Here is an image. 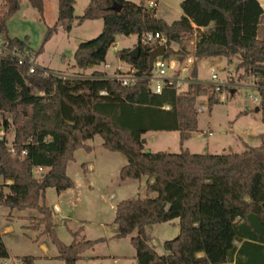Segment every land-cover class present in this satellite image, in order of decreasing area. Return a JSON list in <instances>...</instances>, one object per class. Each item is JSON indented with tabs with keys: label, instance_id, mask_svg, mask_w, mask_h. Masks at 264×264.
I'll use <instances>...</instances> for the list:
<instances>
[{
	"label": "trees",
	"instance_id": "obj_1",
	"mask_svg": "<svg viewBox=\"0 0 264 264\" xmlns=\"http://www.w3.org/2000/svg\"><path fill=\"white\" fill-rule=\"evenodd\" d=\"M3 1L0 36L29 50L26 41L10 37L7 27L22 0ZM29 1L43 14L45 0ZM57 1L58 22L46 40L58 26L69 32L75 20L103 21L96 39L78 45V68L103 64L117 35H135L139 57L131 59L130 50L117 56L146 78L152 50L142 46L141 36L158 33L166 40V59L224 57L231 62L240 56L237 69L258 78L264 119V9L258 0H183L182 16L172 24L156 17V7H147L149 0H92L80 17L74 15L75 0ZM193 34L197 40L190 53L185 42ZM28 68L10 59L0 61V126L5 137L13 134L10 144L0 138V207L36 211L40 217L30 218L27 228L40 231L38 239L47 236L64 264H77L99 241L80 239L77 232L71 245H64L45 194L55 189L60 195L75 187L68 165L77 151H91L86 142L96 136L105 150L126 157L121 181H154L147 185L145 198L124 201L115 209L116 238H130L137 264H264V136L259 146L246 145L235 154L147 152V133L178 132L182 145L197 132L198 100L208 97L209 108L218 103L215 88L197 80L196 65L186 91L167 85L159 95L151 92L146 79L123 87L101 71L64 80L45 68L50 72L46 77L29 74ZM176 219L179 235L165 242V254L157 253L147 229ZM9 258L0 230V260ZM20 260L35 263L30 256Z\"/></svg>",
	"mask_w": 264,
	"mask_h": 264
},
{
	"label": "rangeland",
	"instance_id": "obj_2",
	"mask_svg": "<svg viewBox=\"0 0 264 264\" xmlns=\"http://www.w3.org/2000/svg\"><path fill=\"white\" fill-rule=\"evenodd\" d=\"M91 1L76 0L75 17L82 16ZM182 1L159 0L155 6L156 17L168 24L178 21L182 16L180 7ZM258 1L264 9V0ZM47 6L45 13L39 14L29 0H22L20 10L7 25L13 37L27 42L35 66L45 68L54 74L63 73L66 76H62H68L67 79L85 78L93 71H101L108 77L126 73L129 64L121 61L117 54L124 50H134L138 44L137 36L117 35L116 42L109 49L103 64L79 71L74 59L75 51L80 43L94 40L102 33L103 21L93 20L78 24L75 20L69 32L58 26L57 31L51 33L46 40L48 31L58 22V2L51 1ZM2 7L4 1L0 0V8ZM196 39V34L186 37L185 45L190 53L195 50ZM217 58L197 59L195 64L200 82H210V72L213 68L228 84L218 92V103L213 104L208 112L198 113L197 131L202 135L198 138L192 136L187 144L181 145L178 132H158L155 139L154 133H147L144 138L151 152L180 153L182 148L188 147L196 154H235L244 152L246 145L252 147L260 145V135H264V119L263 112L256 111L259 106L253 105L250 98L255 94V91L249 88L252 78L243 70L237 69L241 62L240 56L231 58V62L224 57ZM105 65H109V68ZM186 87L185 85L184 89ZM233 90L236 91L234 94ZM207 101L208 97L200 98L197 108L199 102ZM0 132L4 135L1 126ZM5 138L10 144L13 134L6 135ZM86 145L91 151L84 149L77 151L75 160L67 168V174L75 183V187L60 195L55 189H48L45 194L44 203L53 212L57 237L64 245L69 246L74 240L72 234L81 232L80 239L99 241L88 254L107 256L122 253L126 260H120L119 264H136L131 258L136 257V251L130 238L114 239L109 237L110 234L106 236L104 232L114 226L115 209L118 204L146 197L145 182L121 181L120 170L127 164V159L120 153L105 150L103 140L99 136L87 141ZM205 148L208 149L207 152L204 151ZM89 165L93 166L92 170H89ZM1 184H4V181L0 177ZM4 191L7 192L6 189ZM111 195L113 197L109 198ZM55 205H59L61 209L59 214L55 213ZM39 217L40 215L33 210L11 211L0 207V228L5 230L8 225L12 227V231L4 235V243L9 253L17 260L33 257L34 264H64L58 259L57 248L47 236L38 239L40 231L27 228L30 225V218ZM179 232L177 219L153 225L147 229L148 242L157 253L163 254L165 242L175 239ZM153 241L158 245L153 246ZM43 246L47 247L48 252H45ZM105 262L103 264H115L110 259ZM0 264H3L1 260Z\"/></svg>",
	"mask_w": 264,
	"mask_h": 264
},
{
	"label": "built area",
	"instance_id": "obj_3",
	"mask_svg": "<svg viewBox=\"0 0 264 264\" xmlns=\"http://www.w3.org/2000/svg\"><path fill=\"white\" fill-rule=\"evenodd\" d=\"M157 0H149L147 3L148 8H154L156 6ZM141 44L143 47L150 48L152 51L158 48L159 46L165 45V38L158 33H147L141 36ZM4 59H10L17 63L19 66H28L29 74L40 73L41 76L46 77L50 75V72L43 70L42 68L35 66L32 62V55L27 49H21L18 46H12L10 41L5 36H0V61ZM196 64V59L192 56L188 57L185 61L179 62L175 58L166 59L165 57L157 58L154 61L153 69L150 70L151 73L148 77L142 78L136 75L134 68L128 69L126 73L115 74L110 79L115 80L118 84L123 87L135 86L139 81L146 79L149 83L150 90L154 94H161L165 86H175L178 91H186L188 85L192 82L190 77L192 68ZM106 68H109V65H105ZM61 79H67V77L55 74ZM252 84L249 86L252 90L255 91V94L250 96L252 104L259 106L261 101L260 88L258 87V78L251 77ZM205 85H211L215 88V91L218 93L228 85L225 80H222L219 77V74L212 68L210 72V82L203 83ZM187 86L184 89V86ZM101 95H106L105 92H101ZM198 113H204L209 111L208 101L207 103L199 102ZM211 135V133H210ZM5 134L0 132V138H4ZM41 171V169H40ZM154 181L152 180L151 184ZM157 242L153 241V246H157ZM3 264H22L20 260L15 258L3 259L1 260Z\"/></svg>",
	"mask_w": 264,
	"mask_h": 264
},
{
	"label": "crops",
	"instance_id": "obj_4",
	"mask_svg": "<svg viewBox=\"0 0 264 264\" xmlns=\"http://www.w3.org/2000/svg\"><path fill=\"white\" fill-rule=\"evenodd\" d=\"M51 1H54V0H45L44 1V10H43V13H45V11L47 10V5L49 4V2H51ZM55 1H57V0H55ZM131 1V0H130ZM58 2V1H57ZM157 2H159V0H157ZM76 0H75V5H74V9H75V12H74V15L76 16ZM90 4V3H89ZM87 6H89V5H87ZM58 12H59V4H58ZM77 17H80V16H77ZM8 33H9V31H8ZM9 35H10V37L11 38H17V37H13L10 33H9ZM19 39V38H18ZM20 40H22V39H20ZM197 40V39H196ZM27 43V42H26ZM196 44V43H195ZM28 45V44H27ZM172 48L173 49H175V50H177V48L179 49V46L177 45V44H172ZM176 59V58H175ZM218 59V58H217ZM131 68V66L129 65L128 66V68H126V70L125 71H128V69H130ZM79 71H84V69H80V68H77ZM94 72V71H93ZM93 72H91V74L93 73ZM55 74H61V75H65V74H63V73H55ZM90 74V75H91ZM66 76V75H65ZM68 77V76H67ZM87 77H89V76H87ZM87 77H85V78H87ZM197 80L199 81V79L197 78ZM233 93L232 94H234L236 91H232ZM154 136H153V139H155V137H156V135H158V132L157 133H154L153 134ZM202 134H200L198 131L197 132H194L192 135H191V137L192 136H195V137H200ZM260 136H264V135H260ZM179 137H180V134H179ZM191 139V138H190ZM190 139L189 140H187V141H185L182 145H185V144H187L189 141H190ZM146 144H147V142H146ZM181 144V143H180ZM249 146V145H248ZM146 148H147V146H146ZM147 150H149L148 148H147ZM182 151H185V150H187V151H189L190 153H194V152H191L190 150H189V148L188 147H185V148H182L181 149ZM207 150L208 149H204V151L205 152H207ZM150 151V150H149ZM194 154H196V153H194ZM198 154V153H197ZM204 154V153H203ZM93 169V166L92 165H89V170H92ZM152 180L153 179H150L149 181H147V179L146 178H143V179H141V180H139L138 182H145V187H147V185H150L151 184V182H152ZM12 182H10V181H8V182H6V184H11ZM146 189V188H145ZM113 197V195H111L109 198H112ZM61 212V209H60V207H59V205H55V213H60ZM179 221V220H178ZM12 222V220L10 219L9 220V223H11ZM0 230H1V234H2V236H3V240H4V235H5V233H9V232H11L12 231V227H10V225H8V227H6V229L5 230H3V229H1L0 228ZM108 232V233H107ZM105 233V235L107 236V234H110L109 235V237L110 238H114V239H117L116 238V235H117V233H118V227L117 226H113L109 231H105L104 232ZM109 237H107V239L109 238ZM6 246V245H5ZM7 248V247H6ZM43 248H44V250H45V252H48V249H47V247H45V246H43ZM7 251H8V254H9V257L10 258H16V257H12V255L9 253V250H8V248H7ZM89 253V251L88 252H86L83 256H82V258L78 261V263L77 264H79V263H82V264H103V263H106L105 261L107 260V259H110V260H112L113 261V263H115V264H119V263H121L120 262V260H123V261H125L126 259V257H124V255H122V253L121 254H110V255H107V256H101V255H93V254H88ZM163 254H165V252L163 253ZM132 258V261H135L136 262V264H137V261H136V257H131Z\"/></svg>",
	"mask_w": 264,
	"mask_h": 264
},
{
	"label": "water",
	"instance_id": "obj_5",
	"mask_svg": "<svg viewBox=\"0 0 264 264\" xmlns=\"http://www.w3.org/2000/svg\"><path fill=\"white\" fill-rule=\"evenodd\" d=\"M112 10L120 12L121 11V7L120 6H113ZM167 53V47L165 45L159 46L158 48H156L155 50L151 51L148 53V57H149V69L152 70L153 69V64L154 61L157 58L160 57H165ZM140 54V48L136 47L134 50L130 51L128 56L135 60L139 57ZM233 93V92H232ZM256 111L259 112V108H256ZM147 152H150L149 150H147Z\"/></svg>",
	"mask_w": 264,
	"mask_h": 264
}]
</instances>
